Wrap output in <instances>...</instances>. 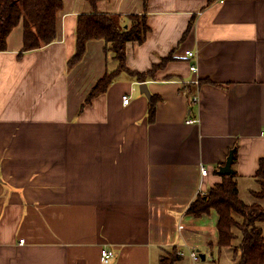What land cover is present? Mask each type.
Segmentation results:
<instances>
[{
  "label": "crops",
  "instance_id": "crops-1",
  "mask_svg": "<svg viewBox=\"0 0 264 264\" xmlns=\"http://www.w3.org/2000/svg\"><path fill=\"white\" fill-rule=\"evenodd\" d=\"M97 11L147 15L150 31L127 45L126 67L156 68L155 78L123 72L87 102L118 63L91 41L69 67L78 19L93 12L86 0H63L47 47L23 53V23L12 31L0 53V264H102L103 250L115 253L111 264H159L173 248L185 254L178 264L199 263L191 250L232 261L217 248V214L187 210L222 184L235 150L241 198L257 190L264 0H103Z\"/></svg>",
  "mask_w": 264,
  "mask_h": 264
},
{
  "label": "trees",
  "instance_id": "trees-1",
  "mask_svg": "<svg viewBox=\"0 0 264 264\" xmlns=\"http://www.w3.org/2000/svg\"><path fill=\"white\" fill-rule=\"evenodd\" d=\"M92 7L90 15H81L76 29V52L69 67L78 65L91 41H104L106 54H113L118 69L107 73L93 88L87 102L107 92L112 83L126 72L145 83L155 78L156 68L149 73L130 72L126 67V49L129 43H144L150 31L148 17L102 14L97 5L103 0H86ZM63 0H0V53L8 50L7 40L12 31L23 23V53L36 51L57 40L58 15ZM191 28V27H190ZM189 28V29H190ZM189 31V30H188ZM167 61V60H166ZM157 100L152 99L150 121H154ZM234 165L237 163L235 150ZM237 173L223 176L222 184L209 193L200 194L187 210V215L200 219L215 212L218 216V250L232 254V264H264V158L254 177L257 190L251 191L252 203L240 196ZM213 248V244H210ZM177 248L164 251L159 264H178Z\"/></svg>",
  "mask_w": 264,
  "mask_h": 264
},
{
  "label": "built area",
  "instance_id": "built-area-1",
  "mask_svg": "<svg viewBox=\"0 0 264 264\" xmlns=\"http://www.w3.org/2000/svg\"><path fill=\"white\" fill-rule=\"evenodd\" d=\"M225 2V0H221V3L223 4ZM187 57L188 58H195V53L194 52H190V51H188L187 52ZM191 70H192V72H196L197 71V67L196 66H193L192 68H191ZM194 101L195 102H198L199 101V98L198 97H196V98H194ZM129 103H130V98H128V97H125L124 99H123V104L125 105V106H128L129 105ZM196 123H198V121L197 120H191V121H189L188 122V124H196ZM201 172H202V176L203 177H206V176H208V174H209V172H208V170H207V168H205V167H203L202 166V168H201ZM204 193H202V195H203ZM180 229L182 230L183 229V227H180ZM24 240H22L21 242H20V244L21 245H23L24 244ZM179 256L180 257H183V256H185V254L184 253H182V252H180L179 253ZM189 256L191 257V259L194 261V262H200L201 261V257H200V254L199 253H197L196 251H190L189 252ZM115 258V253L113 252V251H111V250H103V252H102V255H101V262H102V264H111V262H112V260Z\"/></svg>",
  "mask_w": 264,
  "mask_h": 264
},
{
  "label": "rangeland",
  "instance_id": "rangeland-1",
  "mask_svg": "<svg viewBox=\"0 0 264 264\" xmlns=\"http://www.w3.org/2000/svg\"><path fill=\"white\" fill-rule=\"evenodd\" d=\"M242 199L246 202V203H252L251 202V199L249 198V196L246 194V193H243L242 194ZM253 201V200H252ZM202 255H206L207 256V260H206V262L205 263H203L202 262V259H201V261L198 263V264H214L213 263V261H212V256L209 254H203L202 253ZM219 257H218V255H216V259H218ZM220 260H221V263L222 264H232V261H231V257H227V254H223L222 256H221V258H220ZM186 261H188V260H185V262L183 263V264H189V263H187ZM191 262V261H190ZM190 264H193L192 262L190 263ZM216 264H218V263H216Z\"/></svg>",
  "mask_w": 264,
  "mask_h": 264
},
{
  "label": "water",
  "instance_id": "water-1",
  "mask_svg": "<svg viewBox=\"0 0 264 264\" xmlns=\"http://www.w3.org/2000/svg\"><path fill=\"white\" fill-rule=\"evenodd\" d=\"M143 88H147L146 85H142ZM148 95V93H146ZM234 151H232L229 155V158L227 160V163L226 165L221 168L220 170V174L222 176H230V175H233L235 172L233 170V165H234ZM201 259L202 261H205L206 260V257L204 255H201Z\"/></svg>",
  "mask_w": 264,
  "mask_h": 264
}]
</instances>
